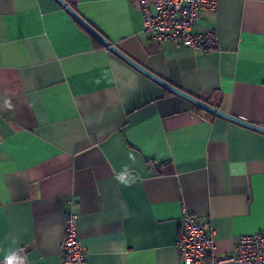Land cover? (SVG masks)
Here are the masks:
<instances>
[{
	"label": "crops",
	"instance_id": "obj_1",
	"mask_svg": "<svg viewBox=\"0 0 264 264\" xmlns=\"http://www.w3.org/2000/svg\"><path fill=\"white\" fill-rule=\"evenodd\" d=\"M64 1L150 73L264 127V0H215L195 27L209 53L151 40L132 0ZM93 39L54 0H0V260L61 264L67 215L86 264H180L185 213L218 259L263 231L264 135Z\"/></svg>",
	"mask_w": 264,
	"mask_h": 264
},
{
	"label": "built area",
	"instance_id": "obj_2",
	"mask_svg": "<svg viewBox=\"0 0 264 264\" xmlns=\"http://www.w3.org/2000/svg\"><path fill=\"white\" fill-rule=\"evenodd\" d=\"M142 12V33L157 43L168 42L175 49L190 48L204 53L216 51L218 41L211 32H196L203 12L215 10V0H132ZM61 243V264H86L87 251L77 236L75 218L65 216ZM177 252L180 264H264V230L235 239L233 253L223 259L214 254L213 230L208 222L183 215ZM0 264H7L0 260Z\"/></svg>",
	"mask_w": 264,
	"mask_h": 264
},
{
	"label": "water",
	"instance_id": "obj_3",
	"mask_svg": "<svg viewBox=\"0 0 264 264\" xmlns=\"http://www.w3.org/2000/svg\"><path fill=\"white\" fill-rule=\"evenodd\" d=\"M57 2L92 38H94L98 43H100L104 48L108 49L110 52H112L115 56L123 60L125 63L133 67L135 70L167 90L168 92L184 99L185 101L189 102L196 108L212 114L214 116H217L219 118H222L226 121H229L233 124L239 125L241 127L247 128L249 130H252L254 132L260 133L264 135V127L243 121L239 118H236L234 116H231L229 114H226L217 108H214L213 106L202 102L201 100H198L197 98L186 94L185 92H182L181 90L173 87L169 83L163 81L159 77L155 76L154 74L150 73L148 70L137 64L135 61H133L131 58L123 54L114 44L106 40L97 30H95L87 21H85L79 14L64 0H54Z\"/></svg>",
	"mask_w": 264,
	"mask_h": 264
},
{
	"label": "trees",
	"instance_id": "obj_4",
	"mask_svg": "<svg viewBox=\"0 0 264 264\" xmlns=\"http://www.w3.org/2000/svg\"><path fill=\"white\" fill-rule=\"evenodd\" d=\"M93 41H94V43H95L97 46L100 47V43H98L95 39H93ZM197 109H198V108H197ZM198 110H200V109H198Z\"/></svg>",
	"mask_w": 264,
	"mask_h": 264
}]
</instances>
